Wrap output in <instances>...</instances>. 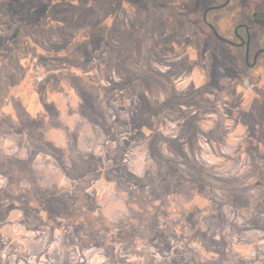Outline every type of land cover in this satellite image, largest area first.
Segmentation results:
<instances>
[{"label": "rangeland", "instance_id": "obj_1", "mask_svg": "<svg viewBox=\"0 0 264 264\" xmlns=\"http://www.w3.org/2000/svg\"><path fill=\"white\" fill-rule=\"evenodd\" d=\"M43 2L12 43L0 11V264H264V73L227 88L113 0L31 29Z\"/></svg>", "mask_w": 264, "mask_h": 264}, {"label": "flooded vegetation", "instance_id": "obj_2", "mask_svg": "<svg viewBox=\"0 0 264 264\" xmlns=\"http://www.w3.org/2000/svg\"><path fill=\"white\" fill-rule=\"evenodd\" d=\"M26 1L0 0L2 15L13 17L4 23L11 27L12 34L7 38L10 43L23 27L16 17H22ZM31 1L38 3L39 0ZM66 1L71 0H44L35 8L36 14H31L35 24H30L29 28H50L56 22L51 16L53 10ZM76 1L87 5L90 0ZM113 5L111 26H115L120 12H123L131 30L139 28L145 31L149 38L147 43H154L152 47L169 45L172 48L195 49L190 63L196 66L209 64V73L213 75L216 67L221 66L228 73L226 76L230 82L227 88L250 77V72L254 71L257 76L264 73V0H113ZM139 6H143L142 11L137 9ZM136 14L142 17L140 26L134 21ZM109 17L99 22L102 30H107ZM225 19L228 24L221 25ZM167 29L173 32L171 39L160 44L151 41V32ZM185 54L188 55V52Z\"/></svg>", "mask_w": 264, "mask_h": 264}]
</instances>
